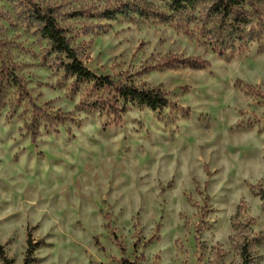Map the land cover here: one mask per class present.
Here are the masks:
<instances>
[{"label": "rangeland", "instance_id": "1", "mask_svg": "<svg viewBox=\"0 0 264 264\" xmlns=\"http://www.w3.org/2000/svg\"><path fill=\"white\" fill-rule=\"evenodd\" d=\"M132 1L0 0V69L26 88L0 105V264L24 263L29 232L32 264H264V43L219 52L158 19L98 14ZM38 6L88 68L169 104L91 108L110 89L64 71ZM32 104L66 116L37 120Z\"/></svg>", "mask_w": 264, "mask_h": 264}, {"label": "trees", "instance_id": "2", "mask_svg": "<svg viewBox=\"0 0 264 264\" xmlns=\"http://www.w3.org/2000/svg\"><path fill=\"white\" fill-rule=\"evenodd\" d=\"M165 3L166 9L160 10L147 0L121 2L98 14L106 19L124 17L134 20L137 16L158 19L180 27L192 36L200 37L203 39V43L219 52L223 48L236 51L242 47L243 49L249 48L255 43L259 45L264 43V7L260 5V1L166 0ZM200 5L205 6L204 13L198 11ZM34 15L40 24L41 33L51 42L53 51L69 60L62 61L67 74L75 76L79 82L91 83L96 92L110 89L112 99H106L96 93V97L90 101L91 108L107 110L114 113L116 117H121V113L131 105L148 106L157 111L169 104L167 93L160 87H139L134 83L114 81L110 75L97 74L84 64L78 49L72 45L71 38L52 12L38 6ZM189 59L196 61L189 64L191 68L205 66V61L200 57H190ZM168 63L170 67L186 66L185 62L178 60L177 56L170 58ZM11 90H16L20 94L24 93L26 88L15 70L3 63L0 69V105L5 103ZM32 106L37 120L43 122L57 124L66 116L61 113L53 115L35 104ZM261 195L264 200V193ZM27 244V253L23 264H32L35 261L32 257L35 246L31 232L28 233ZM0 255L4 257V249L1 244ZM4 261L8 264V259L4 258ZM122 264L137 263L123 259ZM245 264H249L247 260H245Z\"/></svg>", "mask_w": 264, "mask_h": 264}]
</instances>
